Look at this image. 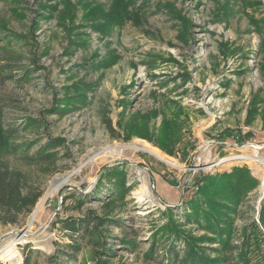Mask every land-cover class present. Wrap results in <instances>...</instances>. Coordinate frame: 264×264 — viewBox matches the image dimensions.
Returning a JSON list of instances; mask_svg holds the SVG:
<instances>
[{
  "label": "rangeland",
  "instance_id": "374dc122",
  "mask_svg": "<svg viewBox=\"0 0 264 264\" xmlns=\"http://www.w3.org/2000/svg\"><path fill=\"white\" fill-rule=\"evenodd\" d=\"M91 8L121 14L115 22L91 19ZM75 96L79 102L69 103ZM0 110L16 148L0 164L41 193L16 225L0 224V245L27 228L53 178L75 173L44 202L31 239L0 264H22L28 250L39 252L32 264L54 255L63 264H93L98 249L62 223L102 216L112 186L107 174L116 170L124 172L125 193L101 231L107 264L197 262L183 240L157 235L165 226L200 240L203 256L217 260L209 250L216 241H204L213 235L186 220V206L202 176L234 169L257 181L227 214L237 256L252 229L264 236V0H0ZM140 143L176 167L141 150L103 154ZM48 144L51 161H26ZM135 168L146 172L154 203L135 195L146 190Z\"/></svg>",
  "mask_w": 264,
  "mask_h": 264
},
{
  "label": "trees",
  "instance_id": "16d2710c",
  "mask_svg": "<svg viewBox=\"0 0 264 264\" xmlns=\"http://www.w3.org/2000/svg\"><path fill=\"white\" fill-rule=\"evenodd\" d=\"M111 10L108 14L103 13V9L99 8L94 10L91 8L89 13L96 14L97 16L90 17L95 19L102 17L109 21L115 22L121 14V10L115 15V19L111 18ZM117 23V22H116ZM69 101H78L75 100ZM79 102V101H78ZM74 107V104H71ZM14 130H6L2 122V114L0 110V162L8 154L16 153V148L10 146L9 141ZM141 137H145L142 135ZM53 144L46 145L45 148H40L33 155L29 156L25 154L26 161H35L39 163H46L53 158V152L50 150ZM234 169L231 173H220L216 176H202L199 180L200 186L197 193L187 202L188 212L186 220H191L197 224V226L205 230L207 233L213 235V238H205L204 241L208 243L212 241V244L217 243L218 248H209L211 253L217 254L218 259H210L204 255L206 248L198 246L196 242L200 240H194L193 238H187L186 233L177 232L172 227L165 226L162 231H159L157 235L168 234L167 238L173 236V241L183 240L185 242L188 257H198L199 260L194 264H264V236L262 232L255 227L251 230L247 237L244 250L240 251V255L237 256V247L232 245V226L231 221L227 214L234 212L237 205L240 203L243 195L248 189H252L256 186L257 181L254 180L248 173H245L246 180L240 177L241 170ZM120 175V176H119ZM109 176V177H108ZM118 177L119 183L113 182L110 177ZM124 177L122 171H110L107 174L108 184L112 186L108 189L109 199L102 205V216L96 215V213H88L82 219H71L62 223V228L72 236L79 235L82 238H88L92 245L98 249L92 253L91 260L93 264H107L103 260H100L102 256L108 255L106 251H110L106 247L104 237L101 235V231L105 230V226L109 222L108 217L113 213V209L117 205V202L123 198L125 188L123 180ZM26 182L24 175L18 170L11 169L8 165L0 164V224L2 225H16L18 220L22 216H26L31 213L38 199L41 197V193L35 190L26 188ZM249 187V188H246ZM114 207V208H113ZM121 209L123 206H116ZM259 220L264 222V213L260 214ZM192 222V223H193ZM253 228V227H252ZM160 239H155L153 245L156 247V242ZM172 241V240H171ZM170 241V242H171ZM214 241V243H213ZM77 246V245H76ZM34 248H43L40 245L33 246ZM69 247V246H68ZM73 247H70L73 250ZM75 251L78 249L74 248ZM27 253V254H26ZM24 254V260L22 264H32L29 257L33 254H39L38 251L28 250ZM14 260L19 262V254L15 248ZM194 255V256H193ZM69 257L68 254H66ZM178 255L175 254V258ZM72 257V256H71ZM59 255L49 257L47 264H56L59 262ZM13 259V258H12ZM12 261V260H11ZM11 261H5L11 263ZM159 261V258H158ZM162 261V260H160ZM186 263L185 260L183 262ZM58 264H63L59 262Z\"/></svg>",
  "mask_w": 264,
  "mask_h": 264
},
{
  "label": "bare ground",
  "instance_id": "6f19581e",
  "mask_svg": "<svg viewBox=\"0 0 264 264\" xmlns=\"http://www.w3.org/2000/svg\"><path fill=\"white\" fill-rule=\"evenodd\" d=\"M114 149H116V150H118L120 152L122 150H124V149L141 150V151L150 153L154 157L162 160V162L165 161V162L171 164L172 166L176 167V165L168 162L167 159L165 157H163L157 150L149 147L145 143L123 145V146H119V147L114 146V147L109 148L106 152H103V154L104 153H107V152H111ZM99 154H101V152L100 153L98 152L97 154H95V155H93L91 157H88L87 160L85 161V163L91 162ZM233 158H239V157H233ZM247 159L248 160H251L253 162H257L258 163V160L255 159V158H247ZM224 160H226V159H224ZM165 162H163V163H165ZM135 169H136L137 174L139 173L142 176L143 183H144V186L146 188V190L141 189V190L137 191L135 195L138 196V198H139V200L141 202H151V203H154V199L151 197L150 190L147 187L148 180H147V177H146V172L145 171H141V170H139L137 168H135ZM74 174L75 173L67 174L65 176H56L55 178H53L51 180L50 185H49L50 186L49 187V190L42 196V198L38 202L37 206L35 207V209L33 211V214L29 218L27 228L22 231L23 234L19 238H14L13 237L12 240L9 239V241H7V242L5 241V242H3L0 245V254H1L0 257L1 256H4L5 254H7L8 251H10L15 244H18L20 242H23L25 239H31V236L32 235L29 234L30 227H31V225H32V223L34 221L35 216L41 210L44 202L47 200V198L49 196H51L55 192H58L63 186H65L71 180V178H72V176Z\"/></svg>",
  "mask_w": 264,
  "mask_h": 264
},
{
  "label": "water",
  "instance_id": "95a60500",
  "mask_svg": "<svg viewBox=\"0 0 264 264\" xmlns=\"http://www.w3.org/2000/svg\"><path fill=\"white\" fill-rule=\"evenodd\" d=\"M56 212H57V211H56ZM22 234H23L22 231H18V232H16L15 234H13L12 236H13L14 238H19Z\"/></svg>",
  "mask_w": 264,
  "mask_h": 264
}]
</instances>
